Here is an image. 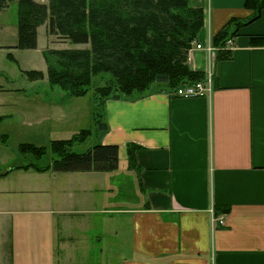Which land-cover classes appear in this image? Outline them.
<instances>
[{"label": "crops", "instance_id": "1", "mask_svg": "<svg viewBox=\"0 0 264 264\" xmlns=\"http://www.w3.org/2000/svg\"><path fill=\"white\" fill-rule=\"evenodd\" d=\"M204 1L206 21L198 42L207 46L230 20L253 13L246 0ZM7 28L0 22V31ZM262 36L264 10L241 28L231 48L224 47L232 59L218 63L205 49L190 52L191 69L217 72L209 96L176 98L159 91L135 101L107 99L109 129L97 131L83 150L95 140L116 145L118 169L1 167L0 264H75L97 247L108 257L120 252L119 264H264ZM36 96L51 100L40 91ZM39 101L44 109H58ZM69 103L59 107L62 129L73 121ZM34 114L27 113V125L36 121ZM129 145L139 146L134 165ZM121 170L135 174L133 202L126 185L111 184V174ZM222 217L225 224L219 225Z\"/></svg>", "mask_w": 264, "mask_h": 264}, {"label": "trees", "instance_id": "2", "mask_svg": "<svg viewBox=\"0 0 264 264\" xmlns=\"http://www.w3.org/2000/svg\"><path fill=\"white\" fill-rule=\"evenodd\" d=\"M16 0H0V10ZM18 43L15 48L32 49L37 45L38 29L47 23L48 33L74 45H91L89 49H48L44 51L47 76L42 71L25 72L34 81L47 82L67 98H82L91 92L93 78H105L97 88L103 98V114L96 120L97 131L109 129L104 120L107 99L135 101L159 91L172 93L186 85L205 80V73L191 69L189 52L198 41L205 24L202 6L191 0H17ZM253 11L247 19L233 18L212 39L218 49L217 62L232 59L224 47L238 36L245 25L259 19L264 0H246ZM264 44V36L261 37ZM256 40V39H254ZM260 40V39H258ZM46 76V77H45ZM7 116H1L0 122ZM97 133V132H96ZM80 131L70 139L53 141L50 147L22 143L18 155L25 162L15 169L34 168L43 172H109L119 168L116 145L94 142L85 150L76 145L88 142ZM8 135H0L7 145ZM139 146L129 145V164H135ZM52 155L50 164L39 166L36 160ZM37 160V161H38Z\"/></svg>", "mask_w": 264, "mask_h": 264}, {"label": "rangeland", "instance_id": "3", "mask_svg": "<svg viewBox=\"0 0 264 264\" xmlns=\"http://www.w3.org/2000/svg\"><path fill=\"white\" fill-rule=\"evenodd\" d=\"M191 2L198 6L206 4V1L202 2V0H191ZM9 6V8H6L5 11L0 13V22L5 23L8 27L7 29L0 31V45L3 46L0 47V101L2 103L0 104V117L7 116V119L5 118L0 122V135H8L9 138L7 145L0 142V169L2 167L3 170L9 168V165L25 162L24 156L20 157L17 153L18 146L22 143H32L35 141L36 143H39H33L36 146L50 147L53 141L72 138L73 134L71 133L73 132L72 130H74V132L77 131L76 133L80 131L87 133L85 137L88 138V142L83 144V146H75L79 151L86 148L91 140L96 138V120L103 114V98L101 97V100L98 98L101 94L97 92V88L106 84V76L105 78L97 76L93 78L91 92L86 96L82 98H67L58 88L51 87L47 80L34 81L29 79L25 75V72L34 70L42 71L47 76V63L45 61L44 51L48 49H89L91 48V45L78 46L69 43L62 37L52 36L48 33L47 25L44 23L38 29L37 45L35 48L20 49L14 47L11 49L7 46L18 43V5L12 3ZM204 14L206 21L205 11ZM201 44L204 48L200 49L207 50L208 46L203 43ZM5 45L6 47H4ZM226 45L231 48L234 45L233 39L228 40ZM212 47L215 49V59H217V49L213 43ZM191 49L190 52L192 51ZM210 73L213 74V92L217 72L210 67V69L205 72V80ZM4 88L8 89V91H3ZM11 89H17L13 91L16 93L11 92ZM46 90L50 91L47 92ZM177 90L178 89L169 94L173 97L180 98L174 95ZM36 91H40L44 96H48L44 97L46 99L51 97L50 102H46L45 100L39 101V98L36 96ZM52 91H55L56 94ZM212 92L210 94H212ZM37 101H39V103L41 102V104H55L58 106V109L50 110L49 107H45L46 109H44V106H37L40 105L36 104ZM67 101H70L67 111L70 120L73 119L72 124L70 125L72 127L69 126L68 129H62L58 126V123L60 122L59 119L62 115V110L59 107L62 104L64 105ZM30 111L36 112L33 116L37 119L35 118L36 121H34V123L27 125V113ZM69 135L70 137H66ZM51 159L52 155L50 154L40 160L37 159L38 161L35 158L26 157V160H29L32 163L36 161L39 166L48 165ZM3 164L5 166H2ZM111 175L114 177L111 179L112 186L126 185L128 196L129 198H132V195L134 194L133 187L136 186L137 188L138 186L135 181V174H131L128 170H121L120 172H114ZM113 197H117V195L115 194ZM133 201L134 199L132 198L131 202ZM102 244L103 243H101V245ZM119 253L114 252L112 257H108L107 254H101L97 247L91 254H86L84 257L78 258L75 264H119V261H121L118 257V255H120Z\"/></svg>", "mask_w": 264, "mask_h": 264}, {"label": "built area", "instance_id": "4", "mask_svg": "<svg viewBox=\"0 0 264 264\" xmlns=\"http://www.w3.org/2000/svg\"><path fill=\"white\" fill-rule=\"evenodd\" d=\"M194 48H204L200 42H194L192 45V49ZM207 51L213 54V58L215 59V49L212 45L207 47ZM213 90V74L210 73L205 81H200L193 84H186L180 88H178L176 94L177 97L180 98H191V97H199L209 95ZM217 223L219 225L225 224V217L220 218Z\"/></svg>", "mask_w": 264, "mask_h": 264}]
</instances>
